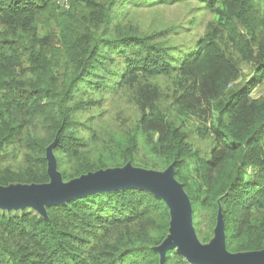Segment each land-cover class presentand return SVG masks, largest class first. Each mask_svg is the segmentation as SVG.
Instances as JSON below:
<instances>
[{"label": "trees", "instance_id": "16d2710c", "mask_svg": "<svg viewBox=\"0 0 264 264\" xmlns=\"http://www.w3.org/2000/svg\"><path fill=\"white\" fill-rule=\"evenodd\" d=\"M129 1L181 0H0V186L49 183L52 143L63 182L127 164L173 165L202 241L214 237L220 213L228 252L264 250V94L253 96L264 83V0H195L199 13L182 28L200 12L211 18L200 36L172 46L163 32L160 44L118 17L117 4ZM113 63L133 121L82 123L77 114L101 100L86 94ZM155 76H175L166 104ZM189 119L210 142L204 156ZM44 208L0 211V264H195L174 248L161 260L170 211L147 189L98 190Z\"/></svg>", "mask_w": 264, "mask_h": 264}, {"label": "water", "instance_id": "95a60500", "mask_svg": "<svg viewBox=\"0 0 264 264\" xmlns=\"http://www.w3.org/2000/svg\"><path fill=\"white\" fill-rule=\"evenodd\" d=\"M52 146L53 143L46 153L50 182L0 186V208L18 209L31 206L38 212L45 213L44 206L48 204L63 202L98 190L135 186L153 192L169 207V235L156 247L161 260L168 249L178 245V252L195 264H264V250L236 254L226 250L224 224L220 213L211 244L202 245L197 240L192 225L191 204L183 186L174 178L173 165L159 172L127 164L123 168L100 170L63 182L51 153Z\"/></svg>", "mask_w": 264, "mask_h": 264}, {"label": "rangeland", "instance_id": "374dc122", "mask_svg": "<svg viewBox=\"0 0 264 264\" xmlns=\"http://www.w3.org/2000/svg\"><path fill=\"white\" fill-rule=\"evenodd\" d=\"M198 7L199 6L197 5L195 0H181L180 2L175 1L169 3L163 1H150L143 4H136L132 1H129L122 4L121 6L117 4L118 17L120 19L124 20V22L126 23L131 21V24L135 25V27L140 26L139 28L141 32L145 33V35L152 34L158 38L155 33L159 32V34H161L163 32L165 36L162 38L164 39L165 44L170 46L175 44L180 45L185 42L189 43L193 41V37L195 39L204 32L207 22L211 18V15L209 13L200 12V14H198L199 19L194 26L189 27L188 30L182 28L183 25L187 22L188 18L193 14L192 12H194V14L199 13V11L197 10ZM51 25H53V21H51ZM158 39L161 41L160 44H162L163 41L160 38ZM121 67V64L113 63L108 67L102 69L101 74L104 77L98 79L101 85L99 91L94 89L92 91H89V93H87L85 96V98H101L100 103L97 101L98 103L89 107L88 110L83 111L81 114H77L76 117L80 119L82 123L88 119V121H91V123H110L114 122L118 118L123 119V121H125L126 123H131L133 121L136 111L133 100L128 97L130 91L127 89V92L125 93L124 88L122 89V86L117 84L120 81L119 77L115 75V72H117V70L119 71ZM249 72L250 71L248 70V67H244V75L248 76ZM173 78H175V76H172V78L164 76H155L150 78L151 81H155L157 83L158 88L161 90L162 94L167 96H163L164 104H166L170 100V96L172 95ZM261 94H264V83H260L253 92V96L255 97ZM198 125L199 123L195 119H189V121L185 122L186 130L191 133L190 137L192 139L193 147L197 150H200L201 154L204 156L206 152H209L211 145L207 139H202L197 135ZM81 134H85V132H82ZM166 169L148 170L163 172ZM27 208L36 210L33 207L28 206L18 209L0 208V211L6 210L7 212H9ZM192 225L197 240L202 245L209 246L214 237L208 242L202 241L194 227L193 219ZM174 249L177 251V253H179L178 245H176Z\"/></svg>", "mask_w": 264, "mask_h": 264}, {"label": "built area", "instance_id": "2783aa9c", "mask_svg": "<svg viewBox=\"0 0 264 264\" xmlns=\"http://www.w3.org/2000/svg\"><path fill=\"white\" fill-rule=\"evenodd\" d=\"M56 2L59 3V4H61L64 7H67L68 6L67 0H56Z\"/></svg>", "mask_w": 264, "mask_h": 264}]
</instances>
